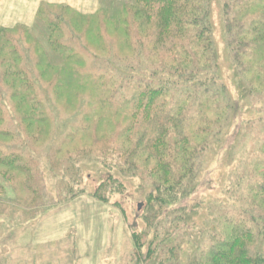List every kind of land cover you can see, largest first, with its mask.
<instances>
[{
  "label": "trees",
  "instance_id": "16d2710c",
  "mask_svg": "<svg viewBox=\"0 0 264 264\" xmlns=\"http://www.w3.org/2000/svg\"><path fill=\"white\" fill-rule=\"evenodd\" d=\"M114 11H45L43 50L23 28L0 33V197L9 183L23 208L38 203L45 180L36 155L55 143L50 170L75 169V187L87 157H115L154 178L145 200L186 206L199 193L207 155L233 130L239 139L256 125L245 115L249 101L264 102V0H130ZM252 150L247 171L227 188L232 211L220 214L202 264H264V135Z\"/></svg>",
  "mask_w": 264,
  "mask_h": 264
},
{
  "label": "rangeland",
  "instance_id": "374dc122",
  "mask_svg": "<svg viewBox=\"0 0 264 264\" xmlns=\"http://www.w3.org/2000/svg\"><path fill=\"white\" fill-rule=\"evenodd\" d=\"M125 1L130 0H0V33L23 28L29 31L33 47L47 49L49 32L41 19L45 11L56 15L61 8H68L86 16L99 12L114 16V9ZM218 15L215 2V46L223 64L224 42ZM26 52L32 57L29 50ZM230 92L235 96L234 91ZM248 105L246 121L256 120V125L241 130L239 139V127L233 130L224 146L219 150L220 144L215 146L214 153L207 155L199 193L192 201H186V206L145 200L144 193L149 194L154 178L144 167L124 166L115 157L98 161L87 157L88 161L78 164L83 175L78 178L81 184L75 187V169L73 173L50 170L48 157L55 143L40 149L36 156L45 186L38 203L23 208L17 191L11 184L3 183L0 264H202L203 255L212 248L221 228L220 214L232 211L234 197L230 189L226 193L227 188L245 174L252 149L264 135V102L262 106L253 99ZM57 112L52 111L57 119L53 129L61 133L64 125L61 127ZM73 149L74 145L70 151ZM110 170L122 174L114 181L99 177L100 172L106 174ZM63 178L69 186L63 185ZM224 202L228 204L226 210L222 208ZM192 213L197 216L192 217ZM176 227L184 229L177 240ZM171 246L174 250L170 251Z\"/></svg>",
  "mask_w": 264,
  "mask_h": 264
},
{
  "label": "water",
  "instance_id": "95a60500",
  "mask_svg": "<svg viewBox=\"0 0 264 264\" xmlns=\"http://www.w3.org/2000/svg\"><path fill=\"white\" fill-rule=\"evenodd\" d=\"M140 208V207H139Z\"/></svg>",
  "mask_w": 264,
  "mask_h": 264
}]
</instances>
